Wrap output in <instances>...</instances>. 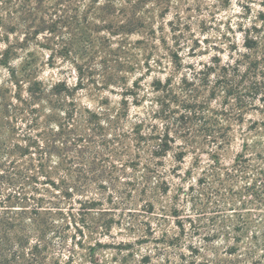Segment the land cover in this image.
Segmentation results:
<instances>
[{"label": "rangeland", "instance_id": "obj_1", "mask_svg": "<svg viewBox=\"0 0 264 264\" xmlns=\"http://www.w3.org/2000/svg\"><path fill=\"white\" fill-rule=\"evenodd\" d=\"M104 2H75L85 8V45L38 35L17 50L30 52L29 79L49 91L34 102L35 122L12 118L4 134L25 145L23 134L69 133L46 168L85 151L83 189L66 191L62 169L38 178L34 195L56 203L41 207L55 225L45 263L264 264V87L247 89L264 79V42L244 46L245 34H259L254 25L264 29V0H112L105 16L97 10ZM123 8L140 17L130 33L116 29ZM7 75L0 66V86L13 91ZM192 97L227 132L221 145L178 119ZM165 127L169 148L151 158L155 140L134 137ZM64 166L73 178L83 173Z\"/></svg>", "mask_w": 264, "mask_h": 264}, {"label": "trees", "instance_id": "obj_2", "mask_svg": "<svg viewBox=\"0 0 264 264\" xmlns=\"http://www.w3.org/2000/svg\"><path fill=\"white\" fill-rule=\"evenodd\" d=\"M77 1L0 0V42L3 44V49L0 50V66L5 67L7 76L15 88L12 91L10 86H0V264H46L47 233L55 225L51 219L53 215L51 209L42 211L41 207L43 203H49L52 206L56 203L34 195L39 191L37 186L39 176H47L50 173L61 176L59 170L62 169L65 176L68 175V180L65 177H59L66 191L75 188L83 189L85 185V156L81 154L85 153L83 150H77V154L69 161L63 157L52 169L46 168L45 161L49 160L51 153L59 146L56 141L60 142V148L57 151L68 147L69 133L59 139L55 138L60 136L61 132L51 134L52 139L48 138V134L44 137H40L39 133L23 134L24 145L15 142L10 135H5L3 132V126L9 125L12 118H26L31 123L35 122L36 117L28 118L30 112L34 110V102L42 99L49 91L40 81L29 79L34 70L31 67L30 52L27 51L24 57H18V48L22 49L28 41L37 39L38 35L47 41H53L55 45H69L74 40L85 45L87 41L85 8L75 6ZM134 4L132 7H135ZM112 7V0H105L102 7L97 10L99 9V13L105 16L109 14ZM119 11L124 15V19L116 25V29L126 33L135 30L140 22L139 15L135 16L133 10L128 15L124 8ZM98 17H100L99 14ZM251 30L259 34L254 38L244 35L246 48L264 42V29L254 25ZM12 34L15 36L14 41H10ZM18 59L21 60V64L19 68H16L11 64ZM81 74L79 71L78 75L81 76ZM256 74L252 76V79L259 77L260 73ZM168 80L164 84L159 83L162 90L168 84ZM24 84H28L25 88L26 95H20ZM263 87L264 79L251 80L247 85L248 90H262ZM181 106L183 111L178 119L186 124L184 126H187L185 127L187 131L190 130V126L197 125L196 131L200 132L206 141L210 138V141L218 143V146L227 139V132L221 126H217L219 121L207 117L205 110L195 98L183 100ZM208 120H212L217 127L207 128ZM136 126L138 128V125ZM14 130L17 129L13 125L12 131ZM120 135L115 133L114 138L118 140L119 145L121 144V149H124V141ZM134 139L138 144L145 145L147 139L155 140L154 145L147 146L149 156L154 159L163 155V152L169 148V140H171L168 138L166 127L162 133H152L147 137L138 135ZM74 140L76 137L70 143ZM31 148L34 151H31ZM155 162L157 164V161ZM69 163L77 164L83 173L73 178L75 170L64 166ZM70 180L71 183L68 182ZM52 184L56 185L55 182Z\"/></svg>", "mask_w": 264, "mask_h": 264}]
</instances>
